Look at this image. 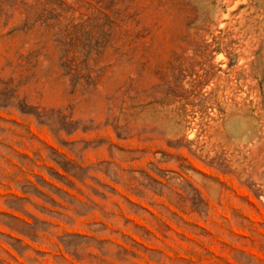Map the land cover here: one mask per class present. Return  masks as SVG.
I'll return each mask as SVG.
<instances>
[{
  "label": "rangeland",
  "instance_id": "374dc122",
  "mask_svg": "<svg viewBox=\"0 0 264 264\" xmlns=\"http://www.w3.org/2000/svg\"><path fill=\"white\" fill-rule=\"evenodd\" d=\"M0 264H264V0H0Z\"/></svg>",
  "mask_w": 264,
  "mask_h": 264
}]
</instances>
